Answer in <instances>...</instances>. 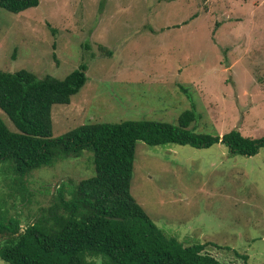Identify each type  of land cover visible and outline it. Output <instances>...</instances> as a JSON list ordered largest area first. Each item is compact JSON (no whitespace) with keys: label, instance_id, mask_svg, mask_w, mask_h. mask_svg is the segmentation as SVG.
Masks as SVG:
<instances>
[{"label":"rangeland","instance_id":"obj_1","mask_svg":"<svg viewBox=\"0 0 264 264\" xmlns=\"http://www.w3.org/2000/svg\"><path fill=\"white\" fill-rule=\"evenodd\" d=\"M83 63L85 85L53 105L54 137L95 122L177 124L192 108L195 131L264 135V0H40L17 13L0 6V69L64 78ZM0 116L16 129L1 108ZM91 157L85 151L26 176L0 161V219L17 217L22 227L37 220L60 186L69 196L95 173ZM131 192L184 245L208 243L225 264H264V146L243 155L223 143L139 140ZM88 260L105 264L101 255Z\"/></svg>","mask_w":264,"mask_h":264},{"label":"trees","instance_id":"obj_2","mask_svg":"<svg viewBox=\"0 0 264 264\" xmlns=\"http://www.w3.org/2000/svg\"><path fill=\"white\" fill-rule=\"evenodd\" d=\"M39 3L0 0V6L14 13ZM87 68L83 63L64 78L0 69V108L16 128L0 116V161H12L15 172L26 176L90 151L95 167L69 196L60 186L41 216L25 227L17 217L0 219V258L7 264H93L91 255L103 256L105 264H225L206 252L208 243L184 245L169 236L133 196L137 142L193 147L223 143L233 153L254 155L264 146V135L246 136L238 128L223 135L195 131L189 128L197 118L192 108L179 115L177 124L148 119L95 122L54 137L53 105L71 102L87 81Z\"/></svg>","mask_w":264,"mask_h":264},{"label":"water","instance_id":"obj_3","mask_svg":"<svg viewBox=\"0 0 264 264\" xmlns=\"http://www.w3.org/2000/svg\"><path fill=\"white\" fill-rule=\"evenodd\" d=\"M116 219H118L119 217H115Z\"/></svg>","mask_w":264,"mask_h":264}]
</instances>
